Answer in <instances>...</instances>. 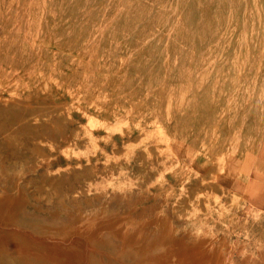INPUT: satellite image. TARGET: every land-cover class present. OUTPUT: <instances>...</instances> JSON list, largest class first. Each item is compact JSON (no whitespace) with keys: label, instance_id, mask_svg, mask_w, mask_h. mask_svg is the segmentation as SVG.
<instances>
[{"label":"rangeland","instance_id":"obj_1","mask_svg":"<svg viewBox=\"0 0 264 264\" xmlns=\"http://www.w3.org/2000/svg\"><path fill=\"white\" fill-rule=\"evenodd\" d=\"M130 235L264 264V0H0V264Z\"/></svg>","mask_w":264,"mask_h":264},{"label":"bare ground","instance_id":"obj_2","mask_svg":"<svg viewBox=\"0 0 264 264\" xmlns=\"http://www.w3.org/2000/svg\"><path fill=\"white\" fill-rule=\"evenodd\" d=\"M249 185H251V184H249ZM251 189V188H250ZM257 189V188H256ZM258 190V189H257ZM259 194V193H258ZM248 209H250V207L248 208ZM263 210V209H262ZM101 214H102V212H101ZM99 215H100V213H99ZM10 221L12 222V223H15L16 224V222H17V217L15 216V217H13L12 219H10ZM52 230V229H51ZM122 230V229H121ZM62 231V230H61ZM117 231V230H116ZM116 231H114L115 233H116ZM50 233V232H49ZM51 233H53V231L51 232ZM60 233V232H59ZM63 233H65V232H63ZM61 234V233H60ZM105 234V233H104ZM109 234H110V232H109ZM118 234V233H117ZM53 235H58V233L57 234H53ZM62 235V234H61ZM65 235V234H64ZM106 235V234H105ZM126 235H128V234H126ZM103 236V235H102ZM112 236V235H111ZM124 236V235H123ZM133 237H136L135 239L134 238H132L131 237V235L128 237V238H132V240H130V241H128V238L126 239V242H127V246H126V248H125V253H126V255H127V260H129V261H141V263L140 264H156V260H154V259H152V256L153 255H158V254H163V253H165V252H167L168 250H170L171 249V245H172V243H173V240L171 241L170 240V238H168V239H165L164 241H163V237H158V238H156V239H154V240H151V241H145V240H143L144 239V237H143V239H138V236L137 235H132ZM142 236V235H141ZM140 236V237H141ZM2 239V238H1ZM0 239V240H1ZM113 239V238H112ZM3 241V240H2ZM5 241H7L8 243H9V245L11 244L12 245V247L14 246L15 248H17V252H16V254L15 255H17V254H19V260H21L22 258H23V253H24V251L25 250H27V249H32V247L30 248V242L27 240V239H25V238H22L21 236H19L18 234H14V233H10V234H8L6 237H5ZM5 241H3V242H5ZM98 241V240H97ZM96 241V242H97ZM100 241H102V239L100 240ZM111 241V240H110ZM117 241V240H116ZM3 242H1V243H3ZM94 242V241H93ZM104 242H106V240L105 241H102V242H100L101 244L100 245H102V244H104ZM175 242V241H174ZM0 243V244H1ZM6 243V242H5ZM110 243V242H109ZM95 244H97V243H95ZM99 244V243H98ZM108 244V243H107ZM3 245V244H2ZM5 245V244H4ZM93 246H94V244H93ZM96 246V245H95ZM7 247V246H6ZM99 247V246H98ZM101 247V246H100ZM105 247V246H104ZM103 247V248H104ZM4 248V247H3ZM3 248H1V249H3ZM8 248H9V246H8ZM10 248H11V246H10ZM108 248V247H107ZM112 248V247H111ZM101 249V248H100ZM105 249V248H104ZM104 249H102V250H104ZM110 250V249H109ZM1 251H3V250H0V253H3V256H6V255H4V252L5 251H7V250H5V248H4V252H1ZM13 251V250H12ZM100 251V250H99ZM108 251V250H107ZM111 251V250H110ZM8 252H10L9 250H8ZM34 252V251H33ZM112 252V251H111ZM110 252V254H112ZM7 253V252H6ZM5 253V254H6ZM11 253V252H10ZM28 253V252H27ZM107 254H108V252H106ZM113 253H115V252H113ZM33 254H35V253H33ZM95 254V253H94ZM102 254V253H101ZM14 255V254H13ZM26 255V254H25ZM93 255V254H92ZM103 255H105V254H103ZM114 255V254H113ZM117 255V254H116ZM7 256H10V255H7ZM96 256H98V254L96 255ZM125 256V255H124ZM165 256V255H164ZM33 257V256H32ZM103 257V256H102ZM105 257L107 258V256L105 255ZM105 257H103V258H105ZM110 257H112V256H109V258ZM117 258H118V255L116 256ZM116 257H114V259H117ZM120 257V256H119ZM163 257V256H162ZM5 258V257H4ZM14 258H15V256H14ZM26 258V261H27V256L25 257ZM24 258V259H25ZM101 258V257H100ZM121 258V257H120ZM13 259V258H12ZM29 259V258H28ZM123 259H125V257H123ZM23 260V259H22ZM51 260V259H50ZM108 260H110V259H108ZM111 260H112V258H111ZM121 260V259H120ZM126 260V261H127ZM170 260V259H169ZM89 261H90V263H92V264H105L101 259H98V258H95V257H92V256H90V259H89ZM107 261V260H106ZM19 262H21L22 263V261H19ZM24 262V261H23ZM28 262H29V260H28ZM53 262V261H52ZM116 262H117V260H116ZM20 263V264H21ZM25 263H27V262H25ZM25 263H23V264H25ZM30 263V262H29ZM119 263V262H118ZM123 263V262H122ZM121 263V264H122ZM129 263V262H128ZM111 264H113V263H111ZM114 264H117V263H115L114 262ZM124 264V263H123ZM127 264V263H126ZM135 264H136V262H135Z\"/></svg>","mask_w":264,"mask_h":264}]
</instances>
